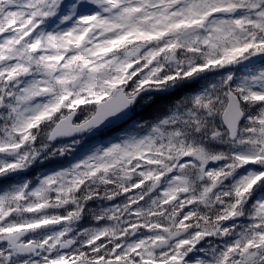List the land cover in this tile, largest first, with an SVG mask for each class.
<instances>
[{
  "label": "snow or ice",
  "instance_id": "1",
  "mask_svg": "<svg viewBox=\"0 0 264 264\" xmlns=\"http://www.w3.org/2000/svg\"><path fill=\"white\" fill-rule=\"evenodd\" d=\"M0 264H264V0H0Z\"/></svg>",
  "mask_w": 264,
  "mask_h": 264
}]
</instances>
